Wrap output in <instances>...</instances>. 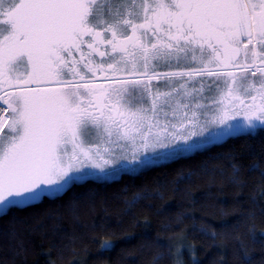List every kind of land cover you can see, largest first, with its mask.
<instances>
[{"label": "snow or ice", "instance_id": "snow-or-ice-1", "mask_svg": "<svg viewBox=\"0 0 264 264\" xmlns=\"http://www.w3.org/2000/svg\"><path fill=\"white\" fill-rule=\"evenodd\" d=\"M237 141L264 144V0H0V264L27 253L24 214L116 187L131 210L163 194L145 184L129 199L130 183L177 164V189L217 170L241 193L250 175L264 185V155L246 166ZM246 218L264 251L255 211ZM196 235L230 231L202 223ZM145 246L152 264L175 255L172 242ZM181 247L179 264H200ZM254 252L241 241L234 256L264 264Z\"/></svg>", "mask_w": 264, "mask_h": 264}, {"label": "trees", "instance_id": "trees-1", "mask_svg": "<svg viewBox=\"0 0 264 264\" xmlns=\"http://www.w3.org/2000/svg\"><path fill=\"white\" fill-rule=\"evenodd\" d=\"M235 148L244 153L246 166L250 162L249 153L255 157L264 155V144L259 141H248L247 146L244 141H237ZM181 167L177 164L159 174L151 173L144 179L131 182L129 199L133 191L145 184L150 192H157L158 187L159 193L163 194L162 199L142 201L131 210L126 206L121 188L116 187L102 191L94 202L81 200L75 210L67 206L46 205L35 214H24L17 227L27 253L17 257L16 264H152L156 250L145 245L156 239L173 244L175 255L166 254L162 264H177L179 243L198 248L200 264H220L222 257L227 264H238L234 249L241 241L255 248L257 260L264 256L260 243L252 245L248 239L251 221L246 218L249 210L255 211V230L264 232V216L260 212L264 207V201L260 200L264 185L260 177L248 176L242 193L228 185L218 170L214 177L194 175L190 182L180 183L177 189L173 182L176 170ZM188 217H195V221L185 219ZM178 218L183 222L178 223ZM148 221L150 227L145 228L143 225ZM202 223L217 229L227 225L230 238L227 242L223 239L213 242L199 235L193 237L192 233ZM166 226L175 231H164ZM2 228L0 225V230ZM107 243L114 244L111 251L101 249L100 246ZM54 247L63 249L62 259L58 258V251H49ZM2 255L0 252V257ZM183 259L187 262L190 257L185 253Z\"/></svg>", "mask_w": 264, "mask_h": 264}, {"label": "rangeland", "instance_id": "rangeland-1", "mask_svg": "<svg viewBox=\"0 0 264 264\" xmlns=\"http://www.w3.org/2000/svg\"><path fill=\"white\" fill-rule=\"evenodd\" d=\"M182 244H183V243H179V244H178V247H177V250H178V253H177V260H178V262H177V264H179V255H178V254H179V251H180V249H181V251L183 250L182 247H181ZM184 244H185V243H184ZM187 245H188V244H187ZM189 247H190V246H189Z\"/></svg>", "mask_w": 264, "mask_h": 264}]
</instances>
